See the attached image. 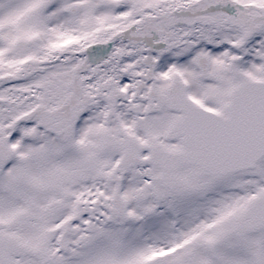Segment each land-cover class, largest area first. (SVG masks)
Listing matches in <instances>:
<instances>
[{"label": "snow or ice", "instance_id": "snow-or-ice-1", "mask_svg": "<svg viewBox=\"0 0 264 264\" xmlns=\"http://www.w3.org/2000/svg\"><path fill=\"white\" fill-rule=\"evenodd\" d=\"M0 264H264V0H0Z\"/></svg>", "mask_w": 264, "mask_h": 264}]
</instances>
